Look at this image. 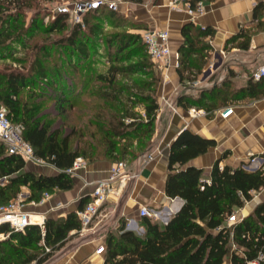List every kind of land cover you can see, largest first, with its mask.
<instances>
[{"label": "trees", "instance_id": "obj_1", "mask_svg": "<svg viewBox=\"0 0 264 264\" xmlns=\"http://www.w3.org/2000/svg\"><path fill=\"white\" fill-rule=\"evenodd\" d=\"M32 1L0 0V14L10 10L11 7L16 8L17 13H20L23 8H31ZM124 1L140 3L142 0ZM9 15L5 18L0 15V46L10 40L12 36L10 24L19 18L18 14ZM90 16L92 23L88 20ZM114 19L115 28L125 25L122 16L102 6L84 16L83 29L80 25H74L72 33L65 40H61L63 42L59 41L62 44L66 43L72 49V53L79 56L77 64H70L74 70H78V67L90 58V47L77 40L81 34L91 39L92 47L98 46L99 43H105L109 49L116 42L121 48L140 44L142 39L139 35L131 34L123 41L120 34H105V25H108V20ZM68 20L69 13H57L47 31H64ZM34 24L35 19L32 20L33 29L36 28ZM214 34L212 28H196L192 23L182 27L181 35L184 43L178 49L176 68L182 86L185 83L192 84L204 74V66L213 51L205 39L212 38ZM250 38V33L242 28L225 42L223 51L247 50ZM140 45L146 50L143 42ZM128 56L126 60L136 57ZM117 61L111 59L107 75L98 76L102 85L106 83L108 87L102 85L100 88L92 87L88 94L89 97L94 98L95 103L96 101L106 103L94 116L98 119L96 127L103 132L105 156L115 159L118 155L116 146L123 142L121 155L124 158L130 155L134 158L148 147L154 134L156 115L159 111L156 96L158 80L153 64L144 56H139L132 64L122 67L115 66ZM31 71L41 78H47L44 67L37 61L31 65ZM118 74L126 78L130 85L116 88ZM232 75L230 72L229 76ZM134 76L139 80H134L132 78ZM32 79L16 70L0 72V106L7 109L13 123L23 125L22 137L31 145L34 155L59 170V173L48 176L26 170L24 160L7 154L5 146L0 141V206L15 199L23 187L29 190L25 203L38 202L45 192L52 194L55 191H70L74 187V181L66 170L72 167L76 158L81 157L77 148L70 147L71 139L76 134L75 127L64 134L62 131L64 123L54 124L55 118L47 120L44 115L37 116L39 105L30 107L22 103L20 94ZM53 83L50 79L49 86L52 87ZM62 83L63 81L59 85L57 98L54 101L56 109L61 115L68 110V113H71L76 109L75 114L81 117L89 109L77 107L81 104L79 103L81 98L78 97L87 92L81 91L74 96L73 89ZM124 94L127 101L134 96L136 100L129 102L127 106L120 100ZM263 95V79L257 82L251 79L247 87L235 92L232 90L231 81L226 79L220 87L203 91L197 98L179 97L177 106L186 110L203 109L208 113V117H211L217 108L227 105L232 100L257 99ZM109 102L114 104L113 107L110 106L114 112L110 114L106 124H101L100 120L103 119L105 107ZM136 105L142 108V114L132 112L131 109ZM135 143L140 144V149L136 155L134 152L130 154L127 150L129 151ZM215 145L213 139L203 138L189 130H182L176 136L170 145L164 191L169 199L179 198L183 201L181 209L166 224L143 217L142 236L125 230L124 225L120 226L119 233H109L105 241L104 264H225L226 260L229 261L228 264H246L255 259L259 252L264 253V201L257 204L253 213L244 217L232 229L225 226L227 218L252 201L254 195L264 187V167L254 171L245 170L243 165L237 168L227 165L220 168V159L215 162L209 176L206 177L202 169L188 166L191 160L205 154ZM226 156L227 153H224L223 157ZM4 178H6L5 183H3ZM89 200L88 196L83 197L77 211L81 210ZM77 211L68 213L64 218H47L43 230L37 225H31L23 233L14 232L8 224H1L0 235L3 234L6 238L0 242V248L4 246L2 251L8 255H16L18 260H22L20 264L33 262L42 264L79 234L81 226L76 215ZM12 243L15 245H11ZM231 245H234L235 249H232ZM46 249L49 251L46 252ZM28 251L39 252L41 256L35 253L29 254Z\"/></svg>", "mask_w": 264, "mask_h": 264}, {"label": "crops", "instance_id": "obj_2", "mask_svg": "<svg viewBox=\"0 0 264 264\" xmlns=\"http://www.w3.org/2000/svg\"><path fill=\"white\" fill-rule=\"evenodd\" d=\"M115 1L118 4L115 12L129 23L123 27L131 33L139 35L144 30H166L169 34L171 54L168 66L159 68L151 60L158 80L156 96L159 104L154 134L148 147L133 158L129 167L136 173V178L122 191L116 187L118 191L108 197L90 229L83 235L74 236L42 264H104L105 253L97 254L96 249L99 245L105 246L109 233H119L120 226L124 225L125 230L139 236L144 234L143 217L138 214L141 207L158 212L160 217L152 219L166 224L165 220H169L183 205L181 199H169L164 191L170 145L182 130L216 142L205 154L188 163V166L202 169L206 177L220 159V168L226 165L237 168L252 158H256L259 164L248 171L264 167V95L257 99L232 100L217 108L211 117L203 109L198 110L204 115L191 117L190 109L177 106L179 97L197 98L203 91L220 87L226 79L231 81L234 92L247 87L252 74L264 64V0H202L203 12L191 14L183 4L173 6V0ZM189 23L196 28H212L215 31L214 36L205 39V42L212 48L211 56L217 62L208 59L204 74L210 71L211 65L218 63V57L222 62L208 75L202 74L197 81L182 86L176 72L178 49L184 43L181 29ZM108 28L106 24L105 30ZM242 28L251 35L248 49L223 51L225 42ZM230 72L233 74L231 77ZM226 107H232V112L222 118L219 113ZM224 153H227L226 157H223ZM143 155H151L152 159L144 160ZM111 165L107 160L87 163L85 168L71 176L74 187L70 191H55L45 204L32 207L27 203L26 209L38 213L44 221L47 218H64L68 213L77 211L83 197L90 198L92 187L89 184L107 178ZM26 170L48 176L59 173L52 165L26 164ZM21 193L28 196V188L23 187ZM263 201L264 187L252 201L236 210L238 216L243 219L251 215L256 205ZM228 262L226 260L225 264Z\"/></svg>", "mask_w": 264, "mask_h": 264}, {"label": "rangeland", "instance_id": "obj_3", "mask_svg": "<svg viewBox=\"0 0 264 264\" xmlns=\"http://www.w3.org/2000/svg\"><path fill=\"white\" fill-rule=\"evenodd\" d=\"M79 1L81 0H33L31 2V8H23L20 10V13H17V9L14 7L1 13L0 15L2 18L10 16L9 14H11V16L18 14L19 18L16 22L10 24V32L12 34L10 40L0 46V72L16 70L33 78L20 94L22 103H25L30 107L39 105L40 110L38 111L37 116L44 115V118L47 120L55 118L53 120L54 124L57 122H60L61 124L64 123L62 127L64 134L69 133L71 128L75 127L76 134L71 139L70 147L72 149L77 148L79 154L87 163H92L96 160H107L112 164L119 161H125L129 169L133 158L131 155L126 158L121 155L123 142L116 146L118 155L115 159L105 156L106 148L102 139L103 132L96 127L98 119H95L94 116H96L97 111H99L98 109L104 107L106 103L98 101L95 103L94 98L89 97L88 92L91 91L92 87H94V89L100 88L102 83L101 80H98V76L107 75L111 59L118 60L115 62V66L117 67L132 64L139 56H144L149 62H151V59L146 50L140 45L143 41H140V44H132L126 48H121L116 42L111 46V49H109L105 43H99L98 46L94 47L90 46L91 39L88 36L81 34V36L77 37V40L79 42H84L90 47V58L83 65L79 66L78 70H74V67L70 66V64H77L79 62V56L72 53V49L69 48L66 43H60L63 42L61 40H65L74 29L71 14H69L68 25L64 31L49 32L47 30L57 13H61L63 9L71 10L72 6ZM101 14H104V12H101ZM91 18L92 16L88 19L90 23H92ZM33 19H35V29L32 27ZM119 22L121 23V21ZM122 22H124L123 24L125 25H129L126 20H123ZM111 23H113V25ZM114 24H116L115 19L108 20L109 28L106 29L104 33L120 34L119 36H121L120 38H122L123 41H125L127 36L131 34L136 35L131 33L127 27L115 28ZM128 55L136 57L126 60L129 57ZM210 60L212 62H217L213 55ZM36 61L44 67L47 73L46 79L41 78L37 73L31 71V65ZM60 78L63 81L62 84L73 89L74 96L81 91L87 92L85 95L83 94V96L78 97L81 98V102H79L81 104L77 107L81 106L85 110L86 108L89 109V111H85L81 117H78L75 114L76 109L71 113H68V110L66 112L67 114L65 113L63 115H61L56 109L54 101L57 98V91L62 82H60ZM132 78L136 80L137 76ZM50 79L54 82L52 87L49 86ZM84 85L85 87H83ZM127 85H130V82L126 81V78L121 74H118L116 77V88ZM102 86L108 87L106 83ZM110 90L113 92L112 89H109V91ZM134 92L136 91H133V93ZM125 94H127L126 91ZM125 94L120 97V100L127 106L129 105V102L136 100L134 96L131 97L130 101H127ZM86 103L89 105H86ZM83 104L85 106H82ZM110 106L113 107L114 104L112 102L107 103L103 119L100 120L101 124H106L110 114L114 112L112 111L114 109ZM131 110L132 112H137L139 114L143 113L142 108L138 105ZM138 149H140V144L135 143L129 151L127 150V152L130 154H132L131 152H134V155H136ZM134 155L132 156L134 157ZM252 159H250L248 163H245V166L250 169L259 164L258 160L252 162ZM99 215L100 212L98 216ZM38 220L40 221L41 219ZM5 238V236L0 235V242L4 241ZM11 245L14 246L15 243H12ZM2 247L4 246H1L0 248V264H13V262H16V255H8L5 251H2ZM7 250H9V248ZM28 252L29 254L35 253L38 256H41V254L36 251ZM20 262H22V260H18L16 264H20ZM31 264H35V262Z\"/></svg>", "mask_w": 264, "mask_h": 264}, {"label": "built area", "instance_id": "obj_4", "mask_svg": "<svg viewBox=\"0 0 264 264\" xmlns=\"http://www.w3.org/2000/svg\"><path fill=\"white\" fill-rule=\"evenodd\" d=\"M183 4L187 11L191 14L193 12L202 13L203 4L202 0L193 2V0H173V6ZM102 6L108 7L112 11H116L118 8L117 1L112 0H81L76 2L71 10L63 9L61 13L71 14V20L74 25H80L84 28L83 18L89 13L99 9ZM143 43L146 46L147 54L150 59L159 65V68L167 67L171 54L169 45V34L166 30H144L139 34ZM214 65L210 66V71ZM264 78V64L259 66L252 74L254 81H259ZM171 104H169L170 106ZM232 112V107L224 108L219 115L225 118ZM191 117L204 115L201 110L192 108L189 110ZM158 115L156 116V118ZM24 127L22 124L13 123L8 116L7 109L0 106V141L6 148V153L15 155L24 160L26 164H34L39 166L49 165L46 161L39 159L34 155L33 148L26 142L23 137ZM144 160H151V155H143ZM256 161V158L252 159V162ZM87 166V162L84 158L78 157L75 159L72 167L66 170L69 175H74L76 171L83 169ZM245 170H251L247 166L243 165ZM136 178V173L128 169L125 161L115 162L111 165L109 175L105 179L97 180L94 183L89 184L92 187L89 194V202L79 211L76 212L77 218L80 222L79 234L83 235L92 226L95 218L98 216L101 208L107 202L108 197L116 193V187L120 191L125 189L128 183ZM6 182V178L3 179V183ZM28 196L23 193H19L17 197L11 200L8 204L0 206V225L8 224L14 232H24V230L31 225H37L42 230L44 229V220L41 216L29 209H26L27 203L25 200ZM50 199V194L45 192L38 202H31L29 206L38 207L45 204ZM139 217H149L158 219L160 214L147 207H141L139 209ZM41 218V221L38 219ZM242 220L238 216V212H233L225 221V226L228 229H232L237 223ZM1 236H4L1 234ZM232 249H235L234 245H231ZM49 250L46 249V252ZM97 254L105 253V246L99 245L96 249ZM264 253L259 252L255 259L247 262L246 264H263Z\"/></svg>", "mask_w": 264, "mask_h": 264}, {"label": "water", "instance_id": "obj_5", "mask_svg": "<svg viewBox=\"0 0 264 264\" xmlns=\"http://www.w3.org/2000/svg\"><path fill=\"white\" fill-rule=\"evenodd\" d=\"M218 59H219V61H218L217 64H215V65L213 66V69H217V68L219 67L220 63L222 62L221 57H218ZM209 73H210V71H207L204 75L206 76V75H208ZM165 222L167 223L168 220L166 219ZM128 231H129V230H128Z\"/></svg>", "mask_w": 264, "mask_h": 264}]
</instances>
